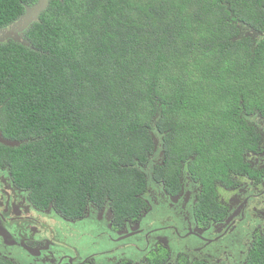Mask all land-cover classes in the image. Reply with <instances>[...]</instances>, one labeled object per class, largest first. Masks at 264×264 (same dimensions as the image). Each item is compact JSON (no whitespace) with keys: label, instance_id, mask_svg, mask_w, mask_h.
Returning <instances> with one entry per match:
<instances>
[{"label":"trees","instance_id":"trees-1","mask_svg":"<svg viewBox=\"0 0 264 264\" xmlns=\"http://www.w3.org/2000/svg\"><path fill=\"white\" fill-rule=\"evenodd\" d=\"M36 1L0 0V29ZM244 25L264 30V0H50L20 32L28 46L0 42V128L22 141L0 143L15 184L67 217L107 203L119 224L143 207L154 131L153 179L176 193L187 162L210 215L211 180L241 170L253 138L243 115H264V38L252 44ZM245 264H264V237Z\"/></svg>","mask_w":264,"mask_h":264},{"label":"flooded vegetation","instance_id":"flooded-vegetation-1","mask_svg":"<svg viewBox=\"0 0 264 264\" xmlns=\"http://www.w3.org/2000/svg\"><path fill=\"white\" fill-rule=\"evenodd\" d=\"M240 29L252 44L264 38V30L254 31L255 35L244 30L250 29L246 25ZM243 117L254 133L242 153L244 165L211 180L209 189L217 205L210 215L198 213L206 189L200 177L187 171V162L181 166L178 192H169L164 182L153 179L154 167L163 163L162 149L151 168V178L162 184L161 189L149 188L143 171L141 211L114 224L112 209L104 202L87 203L78 217L65 216L52 203L37 206L28 190L15 184L0 148V258L12 264H245L254 240L264 237V115L251 112ZM143 194L154 209L147 210ZM177 198H181L179 205ZM159 200L166 202L161 211ZM56 219L60 226L54 229ZM139 232L142 235L134 238L139 246L127 242L130 233ZM190 236L200 240L191 248L198 255L189 259L186 252H179L172 258L170 239L189 241ZM237 236L243 239L240 249L231 243ZM99 240L104 244L99 246ZM117 244L119 249L113 247ZM9 247L17 254L4 252Z\"/></svg>","mask_w":264,"mask_h":264},{"label":"rangeland","instance_id":"rangeland-1","mask_svg":"<svg viewBox=\"0 0 264 264\" xmlns=\"http://www.w3.org/2000/svg\"><path fill=\"white\" fill-rule=\"evenodd\" d=\"M161 134H158V133H154V131L152 132V138H153V140H154V149H153V151H152V153L149 155V157H148V161H147V163L144 165V166H142V168H143V170L142 171H144L145 173H146V176H147V182H148V187L149 188H153L155 191H158V190H160L161 188H160V186L162 187V184L161 183H157V182H155L152 178H151V168H152V165H153V163L155 162V161H157L158 160V158H159V156H160V151H161V149H162V145H161V142H160V138H161V136H160ZM161 159V158H160ZM159 161V160H158ZM157 161V162H158ZM156 162V163H157ZM184 171H182V173H183ZM143 198H144V200L147 202V204H148V206H147V210H149V209H154V206L151 204V203H149V198H148V196L146 195V194H143ZM177 200H178V205L180 204V202H181V198H177ZM160 201V211H161V208H163V207H166V205H165V203L164 202H161V200H159ZM179 209V207H177L176 208V211ZM146 210V211H147ZM145 213H147V212H145ZM171 220H173L174 221V219H172L171 218ZM60 221H57V219L54 221V226H53V228L54 229H56V227H59L60 226V223H59ZM183 231V230H182ZM212 232H213V229L211 228V227H209V234L211 235L212 234ZM161 233V232H160ZM48 234V233H47ZM46 235V234H45ZM142 234L139 232V233H130L129 234V237L130 238H128L129 240H127V242H129L130 244H132V245H140L139 243V241H137L136 239H134V238H136V236H138V237H140ZM128 236V235H127ZM173 239H175V242H174V240ZM173 239H170V242H169V248H170V250H171V257L173 258V257H175L176 256V254L177 253H179V252H186V255L188 256V258L189 259H191L192 257H194V256H197L198 254L197 253H195L191 248L194 246V245H196V243H198V242H200V240L199 239H197L196 237H194V236H190V237H188L187 239L189 240V241H182V240H179V239H176V238H173ZM228 239V238H227ZM231 243H234V244H236V249H240V248H242V243H243V239H240V237L239 236H237L236 237V239H235V241L233 242V241H231ZM102 244H104V241H100L99 240V246H101ZM113 247H116L117 249H119V246H118V244L117 245H115V246H113ZM136 247H134L133 248V250L132 251H134V249H135ZM123 250H125V248H123ZM126 251V250H125ZM4 252H6L7 254H9L10 256H14L15 254H17V251H16V249L15 248H13V247H9L6 251H4ZM122 252V251H121ZM115 260H117V259H115ZM9 263H11L10 261H9ZM99 263V262H98ZM97 263V264H98ZM12 264V263H11ZM240 264H243L242 262L240 263Z\"/></svg>","mask_w":264,"mask_h":264},{"label":"water","instance_id":"water-1","mask_svg":"<svg viewBox=\"0 0 264 264\" xmlns=\"http://www.w3.org/2000/svg\"><path fill=\"white\" fill-rule=\"evenodd\" d=\"M50 0H37L31 6H25V12L16 19L10 27L0 29V42L5 40H14L28 46L29 41L22 38L20 32L25 29L28 24L36 19L39 12L46 8ZM22 141L16 139H7L0 133V143L7 146H18Z\"/></svg>","mask_w":264,"mask_h":264},{"label":"clouds","instance_id":"clouds-1","mask_svg":"<svg viewBox=\"0 0 264 264\" xmlns=\"http://www.w3.org/2000/svg\"><path fill=\"white\" fill-rule=\"evenodd\" d=\"M49 3V2H48ZM48 5V4H47ZM253 33L255 34V32L253 31ZM256 35V34H255ZM2 144V143H1Z\"/></svg>","mask_w":264,"mask_h":264}]
</instances>
